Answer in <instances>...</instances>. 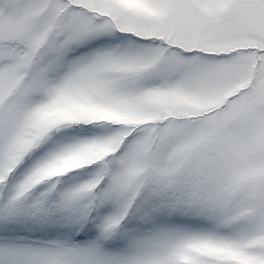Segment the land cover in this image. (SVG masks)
<instances>
[{
  "label": "snow or ice",
  "instance_id": "obj_1",
  "mask_svg": "<svg viewBox=\"0 0 264 264\" xmlns=\"http://www.w3.org/2000/svg\"><path fill=\"white\" fill-rule=\"evenodd\" d=\"M0 264H264V0H0Z\"/></svg>",
  "mask_w": 264,
  "mask_h": 264
}]
</instances>
